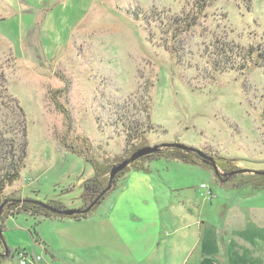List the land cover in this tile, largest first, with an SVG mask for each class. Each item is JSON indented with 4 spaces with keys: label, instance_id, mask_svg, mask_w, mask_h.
I'll use <instances>...</instances> for the list:
<instances>
[{
    "label": "rangeland",
    "instance_id": "1",
    "mask_svg": "<svg viewBox=\"0 0 264 264\" xmlns=\"http://www.w3.org/2000/svg\"><path fill=\"white\" fill-rule=\"evenodd\" d=\"M201 1L0 0V123L27 131L20 177L0 201V264H20L18 252L69 262L62 220L17 204L81 209L87 157L107 168L139 145L182 143L212 156L227 185L239 182L231 170L264 171V0H206L199 12ZM150 165L184 187L176 194L199 195L214 175L169 157Z\"/></svg>",
    "mask_w": 264,
    "mask_h": 264
},
{
    "label": "crops",
    "instance_id": "2",
    "mask_svg": "<svg viewBox=\"0 0 264 264\" xmlns=\"http://www.w3.org/2000/svg\"><path fill=\"white\" fill-rule=\"evenodd\" d=\"M152 160L125 172L96 216L48 217L63 222L67 264H264V188L214 174L199 195L176 194L184 187L151 172Z\"/></svg>",
    "mask_w": 264,
    "mask_h": 264
},
{
    "label": "trees",
    "instance_id": "3",
    "mask_svg": "<svg viewBox=\"0 0 264 264\" xmlns=\"http://www.w3.org/2000/svg\"><path fill=\"white\" fill-rule=\"evenodd\" d=\"M206 5V0L201 1V5L198 11L201 12ZM67 112V110H65ZM9 125L0 123V201L4 200L5 189L15 183L20 177V171L24 166L26 152H27V131L24 121H21L19 128H9ZM69 146V145H67ZM143 145H139L132 149V152ZM70 150L80 156H87L82 152V150L76 149L73 146H69ZM158 157H169L170 159H176L186 164H199L207 168L213 169L209 164L205 163L202 158L194 152H187L178 148H164L162 151L154 152L143 156L133 162L130 166L126 167L123 171L119 172L112 181L111 187L106 190V192L101 196L100 200L97 202L99 204L107 194L116 189L119 185L121 177L124 173L130 169L144 170L146 165H144L145 159H153ZM93 168V175L91 177L85 178L81 183V201L82 206L80 208L86 207L91 201H93L106 187L108 186V180L104 181V173L109 172L114 164L109 165L107 168L100 165L92 158L87 157L86 159ZM122 161V160H121ZM118 163V162H117ZM102 166V167H101ZM219 166V165H218ZM223 167V166H222ZM107 169V170H106ZM231 170L230 172H232ZM214 174L218 181L225 180V176L219 171ZM240 176L239 182L233 183L238 186H250L252 189H263L264 188V175L263 174H235L231 178ZM22 199V198H21ZM13 201L19 202L20 199H12ZM97 204L92 207L93 210ZM18 212L25 211L33 216L48 217H71L80 218L86 217L88 213L84 214H74L72 216H65L60 214V211L67 209L65 205L56 200H50L48 202H40L33 200L31 198H23L20 204H17ZM54 211H53V210ZM3 223L0 222V242L4 244V239L2 236ZM3 255H0V259H5Z\"/></svg>",
    "mask_w": 264,
    "mask_h": 264
},
{
    "label": "water",
    "instance_id": "4",
    "mask_svg": "<svg viewBox=\"0 0 264 264\" xmlns=\"http://www.w3.org/2000/svg\"><path fill=\"white\" fill-rule=\"evenodd\" d=\"M162 148H178V149H181V150H184L187 152H194L197 155H199L205 163L209 164L214 169L215 172L218 171L214 158L212 156L208 155L207 153L203 152L202 150L195 148V147L187 146V145H184L182 143H162V144L142 146V147H139L136 150H134L127 158H125L122 161L114 164L111 167V169L109 171L108 186L93 201H91L86 207L81 208V209H71V208L65 209V210L60 211V214L65 215V216H72L74 214L88 213L92 209V207H94L97 204V202L100 200L101 196L106 192V190L111 187L113 179L115 178V176L119 172L123 171L126 167L130 166L133 162H135L139 158L146 156L148 154L154 153V152H158V151L162 150ZM239 172L240 173L241 172L242 173L243 172H251L253 174H263L264 175V171H262V170L248 171L247 169L232 171L226 175L229 176L232 174H237ZM5 202L6 201H4L0 204V214H1V210L4 207ZM4 248H5L4 254H6L8 252V249L5 246V244H4Z\"/></svg>",
    "mask_w": 264,
    "mask_h": 264
},
{
    "label": "built area",
    "instance_id": "5",
    "mask_svg": "<svg viewBox=\"0 0 264 264\" xmlns=\"http://www.w3.org/2000/svg\"><path fill=\"white\" fill-rule=\"evenodd\" d=\"M202 187H204L205 185H201ZM17 258H18V260H19V262H20V264H28V262H27V254H24V253H21V252H18V255H17ZM40 259V257L38 256L37 257V259ZM34 260V259H33Z\"/></svg>",
    "mask_w": 264,
    "mask_h": 264
},
{
    "label": "flooded vegetation",
    "instance_id": "6",
    "mask_svg": "<svg viewBox=\"0 0 264 264\" xmlns=\"http://www.w3.org/2000/svg\"><path fill=\"white\" fill-rule=\"evenodd\" d=\"M1 246H2L3 249H2V251H0V255L1 254L3 255V252L5 251L4 244L3 245L1 244Z\"/></svg>",
    "mask_w": 264,
    "mask_h": 264
}]
</instances>
